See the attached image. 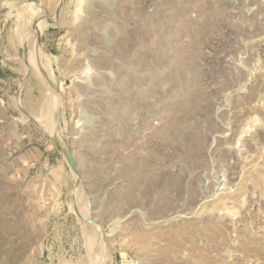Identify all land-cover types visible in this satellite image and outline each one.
<instances>
[{"label": "rangeland", "instance_id": "obj_1", "mask_svg": "<svg viewBox=\"0 0 264 264\" xmlns=\"http://www.w3.org/2000/svg\"><path fill=\"white\" fill-rule=\"evenodd\" d=\"M0 264H264V0H0Z\"/></svg>", "mask_w": 264, "mask_h": 264}, {"label": "water", "instance_id": "obj_2", "mask_svg": "<svg viewBox=\"0 0 264 264\" xmlns=\"http://www.w3.org/2000/svg\"><path fill=\"white\" fill-rule=\"evenodd\" d=\"M45 75H46V78L48 79L50 85L52 86V88L58 92V95H59V103H58V110L56 112V115H55V119L54 121L56 122V129L53 133V139L55 141V143L57 144V146L59 147L61 153L63 154L67 164L69 165L71 171L78 177L79 174H78V170L73 162V159L71 157V154L70 152L68 151L64 141H63V138L61 136V133H60V111H61V104H62V98H61V94H60V90L58 89L57 85L55 84L54 80L52 79V76H50V74L45 71Z\"/></svg>", "mask_w": 264, "mask_h": 264}, {"label": "bare ground", "instance_id": "obj_3", "mask_svg": "<svg viewBox=\"0 0 264 264\" xmlns=\"http://www.w3.org/2000/svg\"><path fill=\"white\" fill-rule=\"evenodd\" d=\"M51 22H52V21H51ZM49 23H50V22H49ZM31 47H32V46H31ZM30 50H31V49H30ZM32 54H33V53H32ZM30 57H31V56H30ZM36 62H37V61H36ZM36 65H37V67H38V70L42 72V69L40 68V66H39L37 63H35V66H36ZM43 65H44V63H43ZM44 66H45V65H44ZM42 74H43V72H42ZM43 75H44V74H43ZM44 78H45V77H44ZM43 80H45V79H43ZM47 80H48V79H47ZM48 82H49V81H48ZM48 84H49V83H48ZM50 86H51V85H50ZM53 97H54V96H53ZM54 99H55V97H54ZM55 103L57 104V100H56V99H55ZM56 108H57V107H56ZM56 108H55V110H54L55 112H56V110H57ZM55 112H53V113H55ZM53 119H54V117H53ZM48 124H49V123H48ZM49 127H52V128H54V129H56V128H55V127H56V126H55V123L52 124V126L49 125ZM49 127H48V128H49ZM52 128H51V129H52Z\"/></svg>", "mask_w": 264, "mask_h": 264}]
</instances>
